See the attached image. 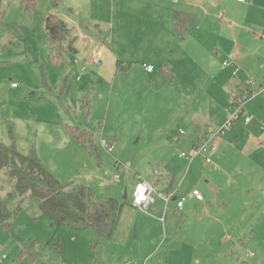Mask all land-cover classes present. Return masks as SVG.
Instances as JSON below:
<instances>
[{
    "label": "rangeland",
    "instance_id": "obj_1",
    "mask_svg": "<svg viewBox=\"0 0 264 264\" xmlns=\"http://www.w3.org/2000/svg\"><path fill=\"white\" fill-rule=\"evenodd\" d=\"M32 1L0 0V142L23 155L35 151L61 183L85 185L99 200L129 203L137 182L148 181L161 202L155 181L170 173L182 184L178 196L188 199L185 193L198 187L205 199L193 218L174 223L176 243L186 258L201 264H264V92L255 90L259 97L246 104L225 136L212 141L211 163L201 157L190 163L192 150L175 142L181 131V138L193 139L220 129L221 118L228 120L234 111L232 93L238 91L223 88L215 74L227 69L222 65L226 60L240 69L264 68V46L258 50L252 36L238 31L211 35L202 29L192 52L189 42L169 34L166 56L171 63L187 58L184 69L191 84L165 78L152 83L142 65L150 57L152 38L163 47L159 14L150 10L162 0ZM51 14L68 26L64 46L77 49L65 47L64 61L57 64L51 62L44 28ZM98 45L110 53L112 71L106 78L103 71L102 77L89 79V69L82 73L81 68H90L87 55ZM181 96L173 104V97ZM82 97L89 98V108H81ZM249 116L255 121L246 126ZM67 127L93 132L99 147L102 139L113 144V152L100 147L89 154ZM0 202L11 213L10 228L0 224V264H18L30 241L50 244L40 264H148L163 254L162 248L152 260L149 253H140V244L129 249L104 244L93 250L98 243L94 230L56 229L30 192L17 193L8 169L0 171ZM153 234L145 246L164 243V235Z\"/></svg>",
    "mask_w": 264,
    "mask_h": 264
},
{
    "label": "crops",
    "instance_id": "obj_2",
    "mask_svg": "<svg viewBox=\"0 0 264 264\" xmlns=\"http://www.w3.org/2000/svg\"><path fill=\"white\" fill-rule=\"evenodd\" d=\"M150 10H152L153 13L157 12V14H159L160 28H162V32H158V36L162 34L164 39L162 48L158 47L160 44H158L156 41L158 39L156 37L152 38L149 42L148 48L150 49L151 54L144 64L154 66L155 70L152 73H148L143 68L144 64L142 65L144 75L152 83L157 82L161 78H165L169 81L175 80L179 85L182 82L191 84V80H189L190 72L184 69L187 58L180 56L179 59H174V61L172 60L174 63H171L166 56L167 49L165 48V44L169 34H171L172 37H180L182 42H189L190 45L199 39V32L202 29H204L207 33H211V35L216 30L230 34L234 31H238L240 34L244 33L252 36L256 42L254 45L258 50L264 46V0H253L250 3H239L232 0H171V2L162 0L160 5L151 7ZM221 10L224 12H220ZM177 11L191 14L196 18V21L193 27L190 29L185 40H183L180 34L174 31L173 14ZM176 39L177 38H172L171 40L176 41ZM72 47L74 49L73 52H77L76 46L72 45ZM190 50L193 52L192 44ZM94 54L99 55L101 59H104V63L100 68H96L89 63L90 58ZM87 57L88 58L86 61L90 65V68H87V70L89 69L87 74L89 79L102 77L103 71V77L106 78L108 72L112 71L110 67L108 68V65L112 66L113 60L110 56V53L108 51L106 52V49L101 45L91 49V52H89ZM259 67L260 68H253V65H243L242 69H240L239 75L236 78H232L231 68L222 69V71L215 74L214 79L216 80L217 78L223 88L233 86L236 88L238 93H240L248 79H251V76H254V78L260 79L259 82L255 81L256 84L254 86V90H261L264 92V80H262L264 79V68L262 66ZM157 69L159 71H157ZM173 87L176 86H172V88ZM235 93H232V98L235 96ZM238 93L236 95H238ZM259 95V93H256V95L249 102L253 100L255 101ZM181 98L182 96L176 98L173 97L175 101H173V104H176L178 99ZM226 121V118L222 117L218 126L221 128ZM254 121L255 118L249 125H247L245 121L244 124L246 126H250ZM181 132L180 135L175 138V142L181 145H188L189 150L192 151L202 139L206 138V136L201 138L194 137L193 139L190 136L181 138ZM155 184L159 192L164 191V193H174V199H181V197L178 196V190L182 188V184L176 183L175 177L170 175V173L167 175L161 174L158 178H156ZM193 188L195 190H199L198 187ZM191 193V190H188L187 193H185L188 199L186 198V202L182 210H179L177 205H170L171 203L176 202L174 199L169 204H166L160 198L162 201H155V203L149 207L147 212H143L134 207L132 201L129 203L121 201L124 202L125 205L119 217L113 238L107 245H111V247H114V249H129L133 248L136 244H140L142 245L140 247V253L142 255L149 253L147 256H153L152 260L158 257V251L163 248V254L158 259L154 260V262L148 264H201L200 260H197L196 262L195 257L186 258L184 256L183 250H181V248H179L176 243V234L178 231L174 229V223L176 219L190 220L193 218L195 210L203 207L204 205L202 203L205 201V199L199 201L195 197L191 196ZM155 227L156 229H154ZM156 231L159 232L160 236L164 235V243H161V246H157L155 243L151 245L150 242L149 246H145L146 238H149L150 241L153 240L155 237L153 232ZM168 239L170 242L165 246V243ZM138 250L139 248L134 251L137 252ZM127 264L145 263L128 262Z\"/></svg>",
    "mask_w": 264,
    "mask_h": 264
},
{
    "label": "trees",
    "instance_id": "obj_3",
    "mask_svg": "<svg viewBox=\"0 0 264 264\" xmlns=\"http://www.w3.org/2000/svg\"><path fill=\"white\" fill-rule=\"evenodd\" d=\"M36 1L33 0L30 4L35 5ZM61 1L55 0V4L58 5ZM195 21V16L177 11L173 14L174 31L185 40ZM44 28L51 62H63L65 47L72 52L74 50L72 46H64L63 43L64 38L69 35L67 24L56 14H51L44 21ZM239 94L233 97L234 102ZM86 99H81L82 109L90 107L91 102L89 98ZM67 132L89 154L99 151L93 132L79 127H67ZM3 169H8L11 178L15 179V189L20 196L30 192L38 200L41 212L56 229L67 226L74 231L94 230L98 234V243L93 247L95 251L112 240L124 202L114 198L99 200L93 189L79 183L63 184L42 165L35 151L23 155L16 148L0 142V171ZM10 220V211L6 204L0 202V224L9 229ZM48 247L50 244L42 246L36 241L24 244L18 264L24 259L27 260L25 264H40ZM55 247L62 253L61 244Z\"/></svg>",
    "mask_w": 264,
    "mask_h": 264
},
{
    "label": "built area",
    "instance_id": "obj_4",
    "mask_svg": "<svg viewBox=\"0 0 264 264\" xmlns=\"http://www.w3.org/2000/svg\"><path fill=\"white\" fill-rule=\"evenodd\" d=\"M239 3H250L253 0H232ZM89 63L96 68H100L103 64V61L99 55L94 54L90 60ZM223 68H231L232 69V77L236 78L239 75L240 68L234 61H224L223 62ZM143 68L148 72L152 73L155 68L154 66H149L144 64ZM87 70L86 66H82L81 72L85 73ZM78 80H81L78 78ZM256 82L253 79H249L243 86V89L241 90L239 97L237 101L234 102V111L228 113V120L225 122V124L217 131L211 133L208 137L202 139L194 148L192 151V156L190 157V163L194 161L196 158H203L206 163H211V155L212 151L214 149L211 147L212 141L216 139L217 137H223L227 134L228 131L233 126V123L241 118V115L244 113V109L246 104L256 95V92L254 90ZM13 87H16L15 84H13ZM254 118L252 116H249L245 119V123L249 125ZM183 134V132H181ZM100 147L108 152H113V145L110 144L107 141L101 140ZM185 156V154H183ZM115 180H118V176L115 178ZM155 192V188L152 184H150L147 181H139L137 185L134 188L133 196H132V204L134 207L138 208L139 210L143 212H147L149 207L155 203V198L153 197V194ZM158 196L166 203L169 204L174 199V193H164L159 192ZM191 196L195 197L197 200L202 201L203 196L200 194L198 190H193L191 193ZM186 202V198L176 199L177 208L179 210H182L184 207V204Z\"/></svg>",
    "mask_w": 264,
    "mask_h": 264
},
{
    "label": "water",
    "instance_id": "obj_5",
    "mask_svg": "<svg viewBox=\"0 0 264 264\" xmlns=\"http://www.w3.org/2000/svg\"><path fill=\"white\" fill-rule=\"evenodd\" d=\"M64 39H66V38H64ZM124 198H125V200L128 199L127 191L125 192ZM176 199H177V198H175L174 200H176Z\"/></svg>",
    "mask_w": 264,
    "mask_h": 264
}]
</instances>
